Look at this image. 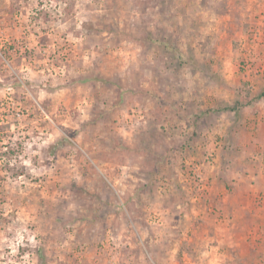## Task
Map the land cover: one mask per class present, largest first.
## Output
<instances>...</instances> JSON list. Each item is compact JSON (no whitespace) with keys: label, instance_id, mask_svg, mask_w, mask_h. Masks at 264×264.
Instances as JSON below:
<instances>
[{"label":"rangeland","instance_id":"obj_1","mask_svg":"<svg viewBox=\"0 0 264 264\" xmlns=\"http://www.w3.org/2000/svg\"><path fill=\"white\" fill-rule=\"evenodd\" d=\"M261 91L264 0H0V264H246Z\"/></svg>","mask_w":264,"mask_h":264},{"label":"crops","instance_id":"obj_2","mask_svg":"<svg viewBox=\"0 0 264 264\" xmlns=\"http://www.w3.org/2000/svg\"><path fill=\"white\" fill-rule=\"evenodd\" d=\"M251 142L256 144V142ZM231 181L232 183L229 184V188L226 186L224 187L229 189L230 193H228V195L232 197L231 201H233L234 207L231 209V213L224 218L221 223L228 227V232H226V234L230 233L232 245H237L236 248H234L233 254L236 257L241 255L240 258H242V261L245 259L246 264L249 261L252 263L253 261H257L256 258H258V256L256 257L254 254V250H256V248L259 247L258 244H260L257 238H260L264 244V185L260 186L252 183L250 177H241L238 181L231 179ZM221 190H223V188H221ZM254 200L260 205L258 212L253 213L252 210L251 213H248L249 207L254 205V203L250 204V202L252 203ZM249 225H254L253 229H250L249 232H243L242 229H240L241 226L248 227ZM218 240L224 241V238L219 236ZM243 244L247 245V249L245 251H240L239 247ZM248 244L251 245L248 246ZM237 253L239 254L237 255ZM261 257L263 258L261 264H264V255Z\"/></svg>","mask_w":264,"mask_h":264},{"label":"trees","instance_id":"obj_3","mask_svg":"<svg viewBox=\"0 0 264 264\" xmlns=\"http://www.w3.org/2000/svg\"><path fill=\"white\" fill-rule=\"evenodd\" d=\"M262 97H264V91H261V93L258 94V96H256V97H249V96H246V98H247V103H248V105H251V104H253L257 99H260V98H262ZM225 109H226V110L236 111L235 106H227V107H225Z\"/></svg>","mask_w":264,"mask_h":264}]
</instances>
